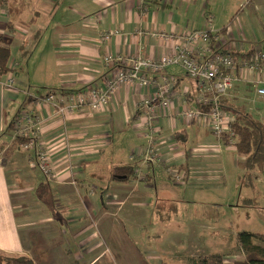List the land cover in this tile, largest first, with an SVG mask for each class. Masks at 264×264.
I'll use <instances>...</instances> for the list:
<instances>
[{
    "label": "crops",
    "instance_id": "obj_1",
    "mask_svg": "<svg viewBox=\"0 0 264 264\" xmlns=\"http://www.w3.org/2000/svg\"><path fill=\"white\" fill-rule=\"evenodd\" d=\"M210 24L213 50L242 57L264 49V0H0V39L11 55V70L0 77V252L35 260V253L53 244L68 264L86 254L97 258L100 246L108 239L111 244L113 229L126 222L137 229L151 224L154 232L164 223L170 230V205L161 197L168 191L164 174L181 185L195 176L219 178L217 162L206 158L211 152L201 154L207 162L197 161L183 148L190 137H200V130L211 131L181 117L196 104L198 84L178 65L141 70L138 81L119 85L98 110L84 107L63 115L59 105L42 101L51 93L62 102L67 94L104 87L117 67L106 63V54L158 58L173 51L182 32ZM167 34L174 36L165 39ZM38 39L40 44L47 39V72L57 75V89L40 95L26 92L27 82L13 73L18 57L27 51L28 56ZM10 73L14 82L6 85ZM165 83L163 105L154 97ZM255 88L240 80L220 99L230 117L251 113L264 122V96ZM17 99L22 103L11 115L10 102ZM145 100L152 112L144 107ZM27 109L38 121L27 134L37 141L30 149L21 144L28 137L14 135L15 118ZM149 141L158 161L146 151ZM226 144L234 152L233 145ZM39 147L46 151L48 173L40 165ZM161 184L164 187L157 190ZM48 196L64 206L56 211ZM155 196L160 198L156 201ZM70 213L67 221L64 216ZM107 215L115 221L106 222ZM29 216L32 221H27ZM47 221L50 224L43 226ZM69 222L68 232L64 225ZM26 229L33 232L26 236Z\"/></svg>",
    "mask_w": 264,
    "mask_h": 264
},
{
    "label": "rangeland",
    "instance_id": "obj_2",
    "mask_svg": "<svg viewBox=\"0 0 264 264\" xmlns=\"http://www.w3.org/2000/svg\"><path fill=\"white\" fill-rule=\"evenodd\" d=\"M80 18L83 19L81 14ZM40 43L39 40L38 46L30 50L28 56V51L20 54L13 72L15 76L27 82L26 92L37 95L57 89V75L47 72L50 60L47 39ZM36 44L37 42L33 45L36 46ZM21 99H17L15 103L10 102L11 115L15 106H19V101L22 103ZM200 131V137H196L195 140L190 137L187 144L184 142L186 147L183 146V148L191 159L197 161H199L197 158H203V161L207 162L205 155L201 154L211 152L212 156L209 155L206 158L210 162H217L220 175L219 178L207 179L203 176H195L190 180L188 178L189 181L181 185L174 178L164 174L165 182L168 184L165 189L168 191L167 195L161 197L170 205L168 212L170 230L167 226L162 227L164 223L158 227L159 229L155 228L160 234L154 232L151 224L137 229L126 222L127 226L124 224L123 227L113 229L115 234L110 239L111 244L108 239L106 244L101 245L99 251L95 253L97 258L93 254H86L69 264H191V258L207 254H220L225 264H231L244 258L245 253L237 242V233L244 230L264 233V174L255 175L254 172V179H248L246 171L243 170V161L236 154L235 149L233 152L227 147L229 149L227 150L222 139L212 132ZM6 151L1 156L5 155ZM160 187L164 186L158 185L156 189L159 190ZM47 198L56 211L64 206L63 202L58 203L59 199L55 196ZM159 198V196L154 197L156 201ZM166 210L167 208L163 212ZM70 216L71 213L64 217L68 221ZM27 221H32L30 216ZM105 221L115 220L107 215ZM49 224L47 221L42 225ZM64 226L70 230V222L69 225ZM25 231L26 236L30 234L29 232H33L28 229ZM142 232L146 235L142 236ZM173 233L177 234L176 237L172 235ZM40 235H36L35 238L45 242V238ZM27 238L30 239L29 236ZM148 238L163 242L152 244L149 243L152 241ZM69 239L72 240L71 237ZM254 242L264 246V241L260 239H254ZM65 244L67 248L70 245L67 242ZM54 246L49 244L41 249L42 252L35 253L36 264H68L66 255L56 253ZM51 256L53 258L50 260Z\"/></svg>",
    "mask_w": 264,
    "mask_h": 264
},
{
    "label": "built area",
    "instance_id": "obj_3",
    "mask_svg": "<svg viewBox=\"0 0 264 264\" xmlns=\"http://www.w3.org/2000/svg\"><path fill=\"white\" fill-rule=\"evenodd\" d=\"M213 32L211 24L203 29L184 31L180 35L182 41L174 45L173 51L158 58L106 54L104 57L106 63L114 64L117 67L112 77L106 80L104 87H90L83 91L67 94L62 102H59L55 93H51L43 97L42 101L59 105V113L63 115L84 107L98 110L107 103L111 92L116 90L119 85L136 82L141 70L156 71L175 64L189 76L195 78L198 84L196 104L185 109L181 113V117L187 121L202 123L219 138L224 137L225 134L232 136L230 123L234 118L230 117L224 109L220 99L227 95L240 80L248 81L253 87H256L257 94L264 96V86H262L264 83V49L255 48L242 57H237L232 52L213 50L209 48ZM172 35L167 34L164 38H171ZM108 37L109 34L103 35L104 39ZM248 73L251 74L250 77ZM6 79V85H11L14 82L12 74L8 75ZM164 88H168V83L160 86V90L154 98L160 99L161 104L166 105L167 96L164 95ZM143 105L149 112L153 111L152 104L148 100H145ZM31 111L30 109L21 111L14 121L15 137L20 139L28 137L21 143L24 149L33 148L37 142L36 138L33 139L27 135L31 134L38 124ZM149 123L150 120L147 124L144 122V125H149ZM149 138L152 139L153 136L149 135ZM232 138L233 136L229 138L228 144H233ZM152 145L153 142L149 141L146 151L152 161H158V154L153 151ZM37 155L42 170L48 173L50 168L46 151L39 147Z\"/></svg>",
    "mask_w": 264,
    "mask_h": 264
},
{
    "label": "trees",
    "instance_id": "obj_4",
    "mask_svg": "<svg viewBox=\"0 0 264 264\" xmlns=\"http://www.w3.org/2000/svg\"><path fill=\"white\" fill-rule=\"evenodd\" d=\"M10 57V49L0 39V77L11 70ZM248 114L241 112L236 114L230 123V129L233 136L232 145L236 154L243 158L246 176L251 178L253 172H264V122L251 113ZM232 136L225 134L222 137L223 142L228 143ZM17 143H13L12 146L16 148ZM236 238L245 255L243 259L231 264H264V246L254 242V239L264 241V233L244 230L238 232ZM190 262L191 264H225L220 254L200 255L191 258ZM0 264H36V262L30 257L11 256L0 252Z\"/></svg>",
    "mask_w": 264,
    "mask_h": 264
}]
</instances>
